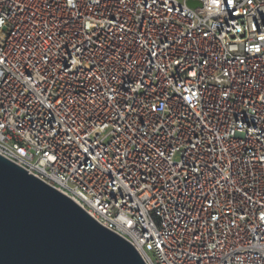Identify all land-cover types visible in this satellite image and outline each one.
I'll list each match as a JSON object with an SVG mask.
<instances>
[{"label": "built area", "instance_id": "built-area-1", "mask_svg": "<svg viewBox=\"0 0 264 264\" xmlns=\"http://www.w3.org/2000/svg\"><path fill=\"white\" fill-rule=\"evenodd\" d=\"M0 156L144 264H264V0H0Z\"/></svg>", "mask_w": 264, "mask_h": 264}, {"label": "water", "instance_id": "water-1", "mask_svg": "<svg viewBox=\"0 0 264 264\" xmlns=\"http://www.w3.org/2000/svg\"><path fill=\"white\" fill-rule=\"evenodd\" d=\"M0 264L144 262L126 240L0 156Z\"/></svg>", "mask_w": 264, "mask_h": 264}]
</instances>
